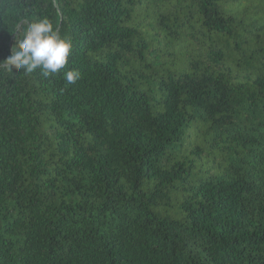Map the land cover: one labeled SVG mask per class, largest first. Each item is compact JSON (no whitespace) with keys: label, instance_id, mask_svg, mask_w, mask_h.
Here are the masks:
<instances>
[{"label":"trees","instance_id":"1","mask_svg":"<svg viewBox=\"0 0 264 264\" xmlns=\"http://www.w3.org/2000/svg\"><path fill=\"white\" fill-rule=\"evenodd\" d=\"M0 63V264H264V0H0Z\"/></svg>","mask_w":264,"mask_h":264},{"label":"clouds","instance_id":"2","mask_svg":"<svg viewBox=\"0 0 264 264\" xmlns=\"http://www.w3.org/2000/svg\"><path fill=\"white\" fill-rule=\"evenodd\" d=\"M72 50L71 41L61 37L48 18L27 24L23 38L17 41L6 62L9 67L32 73L40 69L45 78L58 73L68 64ZM2 64V63H0ZM80 78L77 70L65 73L67 83H75Z\"/></svg>","mask_w":264,"mask_h":264}]
</instances>
